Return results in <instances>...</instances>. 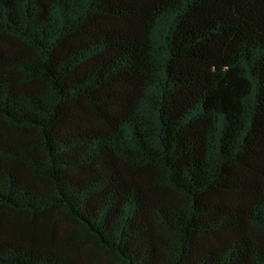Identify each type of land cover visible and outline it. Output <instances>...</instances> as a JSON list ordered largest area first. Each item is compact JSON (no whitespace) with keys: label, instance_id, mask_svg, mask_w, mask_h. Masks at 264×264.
<instances>
[{"label":"trees","instance_id":"obj_1","mask_svg":"<svg viewBox=\"0 0 264 264\" xmlns=\"http://www.w3.org/2000/svg\"><path fill=\"white\" fill-rule=\"evenodd\" d=\"M0 264H264V0H0Z\"/></svg>","mask_w":264,"mask_h":264}]
</instances>
